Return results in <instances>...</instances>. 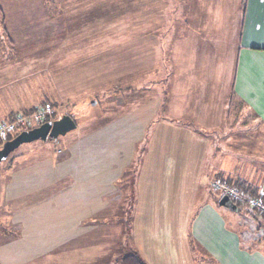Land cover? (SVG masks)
Here are the masks:
<instances>
[{
  "label": "rangeland",
  "instance_id": "1",
  "mask_svg": "<svg viewBox=\"0 0 264 264\" xmlns=\"http://www.w3.org/2000/svg\"><path fill=\"white\" fill-rule=\"evenodd\" d=\"M245 5L246 0H0V83L12 84L2 93L20 84L17 97L31 106L0 122L25 116L23 123L27 119L30 125L18 123L20 132L70 115L75 128L47 140L56 153L68 137L90 133L122 113L190 123L212 137L214 151L206 163L229 171L227 184L241 176L264 188V127L236 96L229 101ZM47 106L39 121L35 113ZM39 139L21 143L7 159L42 148ZM133 149L137 157L123 171L111 208L117 223L102 227V264L116 253L119 264L130 251L127 230L137 176L132 170L141 162L143 145ZM6 161H0V186ZM222 172L212 180L203 177L205 194L216 204L225 193L211 185ZM248 197L230 198L241 204L237 212L221 208L244 244L258 245L251 240L259 239L264 248V230L246 208ZM189 246L196 250L190 241Z\"/></svg>",
  "mask_w": 264,
  "mask_h": 264
},
{
  "label": "crops",
  "instance_id": "2",
  "mask_svg": "<svg viewBox=\"0 0 264 264\" xmlns=\"http://www.w3.org/2000/svg\"><path fill=\"white\" fill-rule=\"evenodd\" d=\"M9 86L0 83V120L31 107L17 97L20 84L2 93ZM232 90L252 110L245 116L264 127V0H246ZM140 115L122 113L90 133L72 135L62 153L45 139L40 149L4 159L0 264H102V227L117 223L111 208L123 171L137 157L136 143L143 150L132 170L130 251L135 248L148 264H264L261 241L244 244L221 206L205 194V175L212 180L223 171L229 178L224 167L206 163L212 137L190 123L161 116L150 122ZM238 180L252 185L248 178ZM117 259V253L110 255L105 264Z\"/></svg>",
  "mask_w": 264,
  "mask_h": 264
},
{
  "label": "water",
  "instance_id": "3",
  "mask_svg": "<svg viewBox=\"0 0 264 264\" xmlns=\"http://www.w3.org/2000/svg\"><path fill=\"white\" fill-rule=\"evenodd\" d=\"M75 126L76 123L72 117L68 114H63L59 118L47 120L38 126L22 130L15 137L3 143L0 148V161L6 159L9 153L21 143L31 142L33 140H38L39 138L42 140L56 139L59 135H64L68 131L74 129ZM218 204L220 206L229 205L232 208L236 207L226 194L222 195Z\"/></svg>",
  "mask_w": 264,
  "mask_h": 264
},
{
  "label": "built area",
  "instance_id": "4",
  "mask_svg": "<svg viewBox=\"0 0 264 264\" xmlns=\"http://www.w3.org/2000/svg\"><path fill=\"white\" fill-rule=\"evenodd\" d=\"M49 110L50 108L48 106L40 108L35 113L36 118H38L39 121H41L43 119L42 117H45V115L49 112ZM21 116L22 115L17 116L16 117L17 120L13 122L12 121H6V122L1 121L0 122V141H6L8 135L16 131V127L18 126L17 125L18 123L19 125H24V124H27L28 126L30 125L27 119H26V123H23L25 120V116L23 117ZM22 130H27V129H22ZM211 186L215 191H220V192L227 194L229 196V199L230 198L235 199V198L240 197V192L238 191V189H236L233 185L227 184L223 180L214 181ZM247 202H248L249 207L259 210L260 212L264 213V198L261 195L249 196L247 198Z\"/></svg>",
  "mask_w": 264,
  "mask_h": 264
},
{
  "label": "trees",
  "instance_id": "5",
  "mask_svg": "<svg viewBox=\"0 0 264 264\" xmlns=\"http://www.w3.org/2000/svg\"><path fill=\"white\" fill-rule=\"evenodd\" d=\"M235 96V93L233 90H231L230 92V96H229V101H232V97ZM241 104H243L240 101ZM48 120H53L50 118H47ZM19 132H15L13 134H9L6 141L12 139L13 137H15ZM5 141H0V148L2 147L3 143ZM10 154V153H9ZM8 157V156H7ZM139 163L136 162V165H134L135 167H138ZM221 180H224L226 182L230 181V179L226 178V177H220ZM235 184V186L237 187L238 191L242 194H247L249 196H259L261 195V193L258 192V190L256 188H254L252 185L245 183L244 181H239V182H235L233 181V185ZM264 198V194L261 195ZM239 201V200H238ZM235 206L239 209L241 204L240 203H235ZM132 208L131 207V212H132ZM247 210L250 212V214L258 221V225L261 226L264 230V213L260 212L259 210L257 211L254 208H251L249 206H246ZM131 221V220H130ZM129 221V222H130ZM130 225V224H129ZM128 235L130 237L131 235V228H129L128 230ZM264 238V237H263ZM119 264H145L144 261L141 259V257L139 256V254L135 251H129L127 253H125L124 255L121 256Z\"/></svg>",
  "mask_w": 264,
  "mask_h": 264
}]
</instances>
